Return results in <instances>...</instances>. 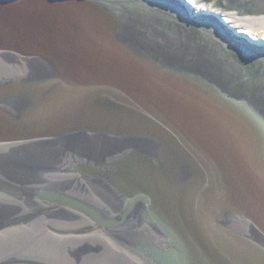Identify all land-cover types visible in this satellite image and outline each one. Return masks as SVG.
<instances>
[{
	"label": "water",
	"instance_id": "1",
	"mask_svg": "<svg viewBox=\"0 0 264 264\" xmlns=\"http://www.w3.org/2000/svg\"><path fill=\"white\" fill-rule=\"evenodd\" d=\"M191 8L0 0V264H264V47Z\"/></svg>",
	"mask_w": 264,
	"mask_h": 264
},
{
	"label": "bare ground",
	"instance_id": "2",
	"mask_svg": "<svg viewBox=\"0 0 264 264\" xmlns=\"http://www.w3.org/2000/svg\"><path fill=\"white\" fill-rule=\"evenodd\" d=\"M189 5L192 7L190 15L203 16L202 8L197 0H187ZM200 11V12H199ZM193 14V15H192ZM224 22L228 27L234 29V33L237 39L246 37L250 42V45L255 47H264V17L262 18H248V17H236L234 16H222ZM230 31V30H229Z\"/></svg>",
	"mask_w": 264,
	"mask_h": 264
},
{
	"label": "rangeland",
	"instance_id": "3",
	"mask_svg": "<svg viewBox=\"0 0 264 264\" xmlns=\"http://www.w3.org/2000/svg\"><path fill=\"white\" fill-rule=\"evenodd\" d=\"M206 11H214L221 16L241 18L264 17V0H197ZM202 11V10H201ZM200 12V11H199Z\"/></svg>",
	"mask_w": 264,
	"mask_h": 264
}]
</instances>
